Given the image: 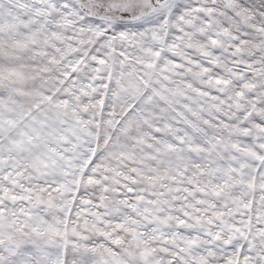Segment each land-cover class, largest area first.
Instances as JSON below:
<instances>
[{"label": "snow or ice", "instance_id": "1", "mask_svg": "<svg viewBox=\"0 0 264 264\" xmlns=\"http://www.w3.org/2000/svg\"><path fill=\"white\" fill-rule=\"evenodd\" d=\"M0 264H264V0H0Z\"/></svg>", "mask_w": 264, "mask_h": 264}]
</instances>
